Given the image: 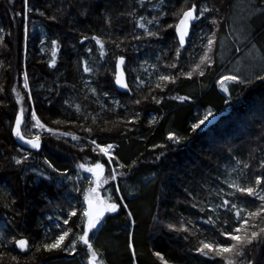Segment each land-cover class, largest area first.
I'll return each mask as SVG.
<instances>
[{
  "label": "trees",
  "instance_id": "obj_1",
  "mask_svg": "<svg viewBox=\"0 0 264 264\" xmlns=\"http://www.w3.org/2000/svg\"><path fill=\"white\" fill-rule=\"evenodd\" d=\"M237 2L200 0L202 5L215 11L195 22L181 55V65L187 71L191 63L199 60L204 50L202 45L214 31L216 40L210 53L214 62L203 76L181 77L163 91L155 90L153 94L158 98L163 96L160 104L151 99L135 104V100L148 94L149 85L156 80L158 72L152 65L167 72L164 64L174 56L177 39L174 29L167 24L175 20L161 13L169 12L173 4L179 8L177 0H28L27 7L24 0H0V86L3 87L0 92V251L18 255L21 264H87V249L80 244L75 253L41 251L35 253L33 260L30 257L34 250L18 251L13 238L23 235L30 245L42 239L49 242L45 234L52 238L58 235V223L79 231L73 224V221L80 223L78 217H73L67 226L63 225V219L68 218L72 206L83 207L82 192L75 189L87 188L92 178L76 165H90L97 160L103 163L107 159L91 152L90 147L80 151L83 144L96 139L102 143L115 142L113 154L126 165L116 169L122 175L116 181L109 180L101 197L111 195L114 202L127 207L121 206L115 213L105 215L98 229L89 233L104 264H161L155 252H160L169 264H222L219 258L213 260L195 251L199 241L219 227L205 223L211 213L207 208L200 212L199 206H204L205 199H211L207 196L208 189L219 186L226 192L231 191L222 181L229 174L233 179L240 175L243 163L249 164L243 171L250 182L255 175L264 176V169L258 166L264 159V79L258 77L264 74L245 83L231 81L223 92L215 83L222 69L216 65L212 53ZM256 2L264 7V0ZM133 9L135 19L127 15ZM53 15L56 20L49 19ZM140 16L146 20L159 18L158 25H148L153 31L159 30L158 36L147 37L144 29L136 27ZM212 18L219 20L218 26L210 24ZM108 19L110 23L106 22ZM249 31L250 44L261 42L258 46L264 52V22ZM94 34L119 41L120 48L108 43L105 55L101 56L95 41L81 42L83 36L90 38ZM133 36L143 39L136 40ZM53 39L59 41L55 53L51 48ZM88 48L92 49L91 53L86 51ZM118 55L126 58L130 85L126 93L118 92L114 86V56ZM82 60L89 61L91 73L83 71ZM25 73L27 89L22 86ZM137 77L145 82L139 88ZM93 88L95 94L90 91ZM28 91L31 102L27 99ZM17 93L23 97L20 103H17ZM76 105H80L79 112ZM21 106L28 109L26 122L34 108L43 122L79 134L83 140L72 143L46 134L39 150L21 146L20 139L14 140L12 132ZM210 107L218 109L217 118L209 117L200 129L193 131L191 125L202 119ZM135 114L139 119L125 125L124 121ZM32 123L30 120L26 129L22 125V132L28 131ZM88 127L92 128L91 135L84 131ZM169 132L178 134L181 142L169 141ZM162 144L166 147H154ZM25 153H30L29 159L21 165L15 164L13 158ZM45 158L64 175L48 168ZM133 161H136L134 165ZM105 169H109L107 164ZM14 175L15 191L10 182ZM116 186L120 188L118 193ZM186 190L199 193L198 207L192 206V197ZM7 193L11 196H5ZM11 199L16 203L4 207ZM245 200L251 202L252 198L245 197ZM212 202L219 203V200ZM17 212L20 214L16 215ZM181 216L194 222L191 233L169 231L166 227ZM72 238L70 234L65 244ZM252 256L254 264H264V244Z\"/></svg>",
  "mask_w": 264,
  "mask_h": 264
},
{
  "label": "snow or ice",
  "instance_id": "obj_2",
  "mask_svg": "<svg viewBox=\"0 0 264 264\" xmlns=\"http://www.w3.org/2000/svg\"><path fill=\"white\" fill-rule=\"evenodd\" d=\"M177 3L180 4L179 8L173 4L172 9L169 12L161 13L162 15H170L175 20L174 23L167 24L168 28L175 30V34L178 38V46L174 49V56L170 58L169 62L164 64V68L167 72H162L159 70L157 65H152V67L156 68L158 72L156 80L153 84L149 85L148 94L143 95L141 99L135 100V104H140L142 100L148 99L160 104L163 96L158 98L157 95L153 94L155 90L163 91V89L168 87L169 84H175L181 77L192 78L194 75L203 76L205 69L214 62L212 56L210 55L216 40V33L213 31L211 35L207 37V43L202 45L204 50L202 54L199 55V60L191 63L187 71L184 70L181 65V55L185 49L186 39L190 38V28L193 25V22L198 21L201 17H206V14L215 11V9H210L207 6L202 5L200 0H182V2L181 0H177ZM24 5L25 7L28 6V0H24ZM31 10L32 9H29V11ZM36 11H39V9H36ZM40 15H44V13L40 12ZM127 15L132 16L135 19V9H133L132 12H128ZM49 19L56 20V16H50ZM106 22L110 23L111 21L108 19ZM159 23L160 20L158 17L154 16L152 19L146 20L145 17L140 16L139 19L136 20V27L144 29L145 36L156 37L159 35V30L153 31L148 28V25H158ZM210 24L218 26L219 20L212 18ZM132 38L136 40L143 39L141 36H133ZM88 39L95 41L96 45L99 46L101 56L105 55L106 44L108 43L115 45L116 48H120L119 41L112 40L111 38L105 40L101 36L95 34L90 38L88 36H83L81 38V42ZM58 45V40H51L53 53L57 51ZM86 51L91 53L92 49L88 48ZM114 59L116 60V68L119 70L115 75L116 83L121 87L128 89L129 84L125 81V73L121 68V66L125 64V56H114ZM51 63H55L54 58ZM82 65L85 73H91L93 71V68L90 67L88 60H82ZM178 66H180L179 71L177 73H173L172 70L177 69ZM258 79H264V77H258ZM137 80L139 81L137 85L138 88L141 85H144L145 82L140 80L139 77H137ZM226 81L245 83V80L238 75H226L222 76L219 81L222 88L224 87V82ZM23 86L25 89L29 88L27 73L24 74ZM224 90L227 91V88H224ZM13 91H15V89H13ZM90 91L95 94L96 89L93 88L90 89ZM0 92H3L2 86H0ZM104 95H107V93ZM16 99L17 103H20V101L23 100V97L17 93ZM27 99L31 102L32 97L30 92L28 93ZM179 99L186 100L189 99V97H179ZM65 103H67V101H65ZM116 103L118 104L119 102L117 101ZM225 103H228V101L226 100ZM76 110L77 112L80 111V105H76ZM27 111L28 109L23 106L19 108V111L15 115V124L12 128V132L18 139L24 141L31 148L39 149L41 146L40 135H33L27 130L22 132V124L25 128H27L28 122L25 121V113ZM212 115L213 113L211 110H208L202 119H199L197 123H193L191 125V129L193 131L200 129ZM87 118L88 117H85V119ZM138 119L139 115L135 114L130 119L125 120L124 124L127 125L129 123H135ZM30 120L34 121V123L31 124L32 129H41L52 134L59 133L57 135V139L68 136H70L73 141H81L83 139L81 136H78L73 132H60L59 129L48 128L41 122L34 108L31 109ZM92 120L95 123L96 117L93 116ZM153 122H155V120H153ZM54 123L62 122L55 121ZM105 123L108 124L109 122L105 121ZM116 126L117 125H113V127ZM84 131L89 135L92 134L91 127L85 128ZM101 131H104V129H101ZM167 139L174 144H179L181 142V137L174 132H169ZM86 147H90L91 152L97 153L99 157L107 159L103 163H101L100 160H97L95 163L90 165H86L84 163L76 165L78 169L90 173L92 178L88 181L89 186L87 188H84L83 190L80 188L75 189L77 192H82L83 207L81 209H77L75 206H72L70 211L67 213L68 218L63 219V225H69V221L72 220L73 217H78L80 223H75V221H73V224L79 231L74 232L72 227H62L61 224L58 223L56 225V228L60 229L58 235H55V237L52 238L45 234V239L49 242H45V240L42 239L41 241L30 245L28 238L23 235H21L19 239L13 238L14 246L19 248L21 252L26 249L34 250L30 259L34 260L36 258L35 253H39L41 251L50 252L53 250H60L75 253L77 251V245L80 244L87 249V264H104V261L100 259L101 254L94 248L93 243L91 242L89 233L98 229V226L103 222L105 213H115L119 207L123 206L126 208L127 205H121L114 202L111 195L107 198L101 197L99 194V189L101 188L100 181L102 174L105 171L106 164L109 166V175L103 180L105 184H107L109 180L116 181L117 178L122 175L116 169L124 168L126 165L121 164L118 158L113 154L115 146L111 143L101 144L98 143L96 139H91L80 147V151L83 152ZM154 147L164 148L166 145L162 144ZM163 155L164 153H161V156ZM29 156L30 153H25L21 157H14L13 159L15 164L21 165L29 159ZM159 158L160 157H157V159ZM44 163L54 172L64 175V173H61L59 169L55 168L53 163L47 158H45ZM135 163L136 161H133L132 165ZM237 163L239 164L241 162L237 161ZM113 164H115V167H112ZM132 165H128L127 167L130 168ZM258 166L261 169H264V159L260 160ZM248 168L249 164L243 163V170H247ZM243 170H241L240 175H238L235 179H233L231 174H229L222 181V183L227 185L228 189L231 191L226 192L223 187L219 186L213 189H208L207 196L211 199H205L203 201L204 206H199L201 203L197 199L199 193L186 190L187 195L192 197L193 207L199 206L200 212H205L207 208L211 213L207 215L205 223L213 226L219 225V227L215 229L214 233L199 241V245L195 248V251L200 253L202 256L213 260L219 258L222 264H254V257L252 256V253L259 245L264 244V176L259 174L255 175L254 181L250 182L248 176ZM41 175H43V173H41ZM77 179H80L79 175L77 176ZM119 191V186H116L115 192L118 193ZM237 194L240 195L238 196ZM5 196L10 197L11 194L7 193ZM245 197L252 198L251 202H247ZM120 199L122 200L123 197H120ZM214 200H219V203H213L212 201ZM234 200H240L241 202L238 204L234 202ZM15 203V199H11L4 204V207H10ZM19 214V212L16 213V215ZM128 215L131 217L132 214L128 213ZM166 227L169 231L191 233L195 225L192 220H188L181 216L177 222L168 223ZM70 234L73 238L68 244H65V241L70 237ZM184 238L187 240L188 236L186 235ZM129 248H132L131 243H129ZM133 255H135L134 250ZM154 255L160 260L161 264H169L168 260H166L160 252H155ZM0 264H21V261L18 255H12L6 251H0Z\"/></svg>",
  "mask_w": 264,
  "mask_h": 264
},
{
  "label": "rangeland",
  "instance_id": "obj_3",
  "mask_svg": "<svg viewBox=\"0 0 264 264\" xmlns=\"http://www.w3.org/2000/svg\"><path fill=\"white\" fill-rule=\"evenodd\" d=\"M263 12L264 7L258 5L256 0H238L234 8L233 15L232 17L230 16L229 23L225 32L219 33L212 55L214 54V58H216V65H219L221 67L220 69H222V72L219 74L218 79L215 82L222 92L224 88H229V86L231 85V81H226L224 82V87L222 88L221 83L219 82L222 76L238 75L242 77L246 82L258 75L264 74V52L258 46L261 44V42L259 44L256 41L255 43L251 42L250 44V35H248L249 33H251L249 30L258 27V25L260 26L264 22ZM245 34L248 36H245ZM106 82L109 83V80H106ZM23 85L24 80L22 86ZM209 110H211V112L213 113L212 116L215 115L214 118L216 119L218 109L216 107H210ZM37 116L41 120L38 114ZM32 122L34 123V121ZM41 122L44 123L48 128H54L53 126L43 122L42 120ZM28 131H30L33 135H40L41 139L43 135L47 133V131L45 130L32 129L31 125H29ZM59 131L68 132L60 129ZM77 135L81 136L79 134ZM97 142L106 144L100 142L99 140H97ZM110 143L116 146L115 142ZM108 175L109 171H106L105 169L100 181V196H102L101 194H103L105 186L108 184H105L103 182L104 178H107ZM15 178V175L10 178V182L14 191L17 189V182Z\"/></svg>",
  "mask_w": 264,
  "mask_h": 264
},
{
  "label": "water",
  "instance_id": "obj_4",
  "mask_svg": "<svg viewBox=\"0 0 264 264\" xmlns=\"http://www.w3.org/2000/svg\"><path fill=\"white\" fill-rule=\"evenodd\" d=\"M196 22V21H195ZM195 22H193V25L195 24ZM192 25V26H193ZM192 26H191V28H190V32H191V29H192ZM174 33H175V30H174ZM175 36H176V34H175ZM176 38H177V36H176ZM178 39V38H177ZM187 41H188V38L186 39V44H187ZM185 44V45H186ZM121 68H122V70L124 71V73H125V81L128 83V75H127V72H126V58H125V64L124 65H122L121 66ZM117 71H119L117 68H116V63H115V74H114V86H115V89L118 91V92H120V93H126V92H129L130 91V85H129V88L128 89H125V88H123V87H121L120 85H118L117 83H116V80H115V75H116V73H117ZM129 84V83H128ZM24 146L25 147H28L29 145L28 144H26V143H24ZM40 148H41V146H40ZM108 213H105V215H107ZM19 239V238H18ZM15 247V246H14ZM18 251H20L21 252V250L19 249V248H17V247H15ZM27 251H28V249H26L25 251H23L22 253H27Z\"/></svg>",
  "mask_w": 264,
  "mask_h": 264
},
{
  "label": "flooded vegetation",
  "instance_id": "obj_5",
  "mask_svg": "<svg viewBox=\"0 0 264 264\" xmlns=\"http://www.w3.org/2000/svg\"><path fill=\"white\" fill-rule=\"evenodd\" d=\"M26 119L28 120V122H29V120H30V116L28 115L27 117H26ZM13 138H14V140H18V139H16V136H13Z\"/></svg>",
  "mask_w": 264,
  "mask_h": 264
}]
</instances>
